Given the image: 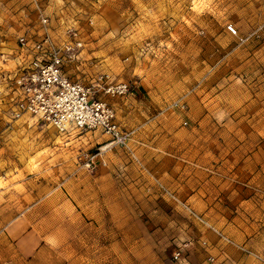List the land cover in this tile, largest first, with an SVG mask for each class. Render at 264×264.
Instances as JSON below:
<instances>
[{"label":"rangeland","instance_id":"374dc122","mask_svg":"<svg viewBox=\"0 0 264 264\" xmlns=\"http://www.w3.org/2000/svg\"><path fill=\"white\" fill-rule=\"evenodd\" d=\"M37 10L57 40L81 30L67 73L136 132L133 154L100 129L11 117L17 39ZM101 75L131 92L100 93ZM188 209L264 250V0H0V264H175L197 233L217 240Z\"/></svg>","mask_w":264,"mask_h":264},{"label":"built area","instance_id":"2783aa9c","mask_svg":"<svg viewBox=\"0 0 264 264\" xmlns=\"http://www.w3.org/2000/svg\"><path fill=\"white\" fill-rule=\"evenodd\" d=\"M37 2V0H32ZM36 29L17 39L18 63L9 76L11 95V117L25 116L37 119L54 128L61 134L90 132L100 129L110 139V145L122 147L133 154L130 143L132 131L124 130L117 122L113 107L100 100L96 91L76 81L67 73L73 67L84 48V38L80 29L65 26L59 40L55 39L53 26L40 10L36 11ZM231 35H237L233 25L226 27ZM100 93L111 98L123 97L132 90L128 82L113 83L107 75L98 78ZM100 86V85H99ZM181 111L185 105L174 103ZM100 165L105 163L100 158ZM94 157L88 159L86 167L94 165ZM190 219L198 226L213 233L224 245L234 246L241 254L251 258L254 264H264V250L253 251L245 246H236L223 233L208 223L200 215L188 209ZM194 239L177 247L172 254L175 263L183 261L187 252L194 246ZM204 250L210 245L205 239L198 241ZM206 264H219L215 256L207 254Z\"/></svg>","mask_w":264,"mask_h":264},{"label":"crops","instance_id":"0c3cea01","mask_svg":"<svg viewBox=\"0 0 264 264\" xmlns=\"http://www.w3.org/2000/svg\"><path fill=\"white\" fill-rule=\"evenodd\" d=\"M36 29V27H35ZM118 122V121H117ZM120 125V124H119ZM132 140L130 143V147L132 150V147H134L135 143V131H132ZM133 152V151H132ZM104 162V160H102ZM105 163V162H104ZM207 236L201 235L197 233L196 239H194V246L189 250V252L186 254L184 257L183 261L180 263H175V264H188L191 262V257L192 260H196L194 264H206V256L207 254H211L215 256L218 260L219 264H249V258L246 256H231L229 249L223 250L222 246H220V241L217 239H214L213 236H210L211 241H208V244L210 245L209 250H204L200 245H199V240L206 238ZM210 242V243H209ZM241 254V253H240ZM192 255V256H191ZM250 264H254L252 261Z\"/></svg>","mask_w":264,"mask_h":264}]
</instances>
